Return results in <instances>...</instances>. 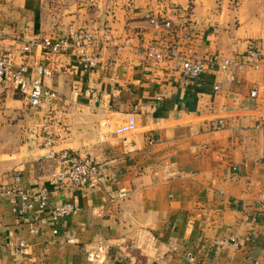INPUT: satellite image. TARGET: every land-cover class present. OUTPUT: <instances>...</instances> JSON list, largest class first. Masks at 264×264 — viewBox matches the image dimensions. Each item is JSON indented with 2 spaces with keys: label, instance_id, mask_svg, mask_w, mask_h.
<instances>
[{
  "label": "crops",
  "instance_id": "0c3cea01",
  "mask_svg": "<svg viewBox=\"0 0 264 264\" xmlns=\"http://www.w3.org/2000/svg\"><path fill=\"white\" fill-rule=\"evenodd\" d=\"M77 27L95 36L96 68L39 43L21 51ZM149 43L212 62L185 83L171 60L144 55ZM0 51L29 77L50 66L42 83L57 93L32 107L0 84V264H264V0H0ZM232 56L246 64L230 81L213 61ZM129 112L136 129L116 132ZM64 150L96 163L94 187L53 183ZM16 182L74 211L31 232V212L18 220L4 192Z\"/></svg>",
  "mask_w": 264,
  "mask_h": 264
},
{
  "label": "built area",
  "instance_id": "2783aa9c",
  "mask_svg": "<svg viewBox=\"0 0 264 264\" xmlns=\"http://www.w3.org/2000/svg\"><path fill=\"white\" fill-rule=\"evenodd\" d=\"M151 22L158 24L156 17H152ZM163 24L170 26L168 20ZM186 33H184V36ZM39 43L46 52L62 53L70 51L74 59L78 61L84 68H96L102 59L100 48L96 43L95 36L86 28L77 27L70 29L67 35L50 37L43 35L38 41L30 40L22 45L21 51L28 54L32 51V46ZM144 55L156 61L171 60L176 70L180 72L185 83H201V76L206 66L212 62L209 58H200L191 53L180 49L178 43L163 45L162 43H149L143 47ZM259 51L257 47L250 44L245 50L247 62L256 64L259 59ZM216 70L220 75H225L230 81L236 77V72L242 68L246 62L239 56L224 57L213 61ZM28 66L26 63L15 64L9 55V52L0 51V84L11 81L15 84L19 91L26 97L28 103L32 107H37L45 101L53 100L57 93L54 89L46 87L42 83V76L51 75L52 69L45 64H37L34 67V76L26 75ZM214 89L219 88V83L213 85ZM251 95L256 94V90H251ZM216 127L223 125V119L219 118L215 124ZM257 128L264 130V119L256 122ZM136 129V116L134 112H129L125 119L116 126L115 131L124 134ZM54 142V134L46 131L44 135V145L51 146ZM62 168L53 176V183L62 185L94 187L97 183L96 171L97 165L90 158L82 157L72 151L64 150L61 153ZM19 180L18 176L15 177ZM6 193H14L17 195L16 218L19 220L25 214L31 212L32 226L31 232L37 231V225L46 223L48 220L56 222L59 218L70 215L74 211V204L69 199L53 201L50 199L49 191L46 188L40 189L38 192L30 193L21 187L17 182L11 183L4 189ZM49 208L48 214H41L39 210ZM53 232H57V228H52ZM23 240H18L17 248L25 246ZM95 256L92 255V259ZM97 259L94 260V264Z\"/></svg>",
  "mask_w": 264,
  "mask_h": 264
}]
</instances>
